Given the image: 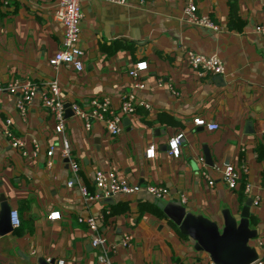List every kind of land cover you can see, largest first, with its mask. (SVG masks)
I'll return each instance as SVG.
<instances>
[{"label": "crops", "instance_id": "0c3cea01", "mask_svg": "<svg viewBox=\"0 0 264 264\" xmlns=\"http://www.w3.org/2000/svg\"><path fill=\"white\" fill-rule=\"evenodd\" d=\"M185 1L126 0L122 6L80 0L77 44L83 55L78 73L47 64L62 37V26L53 18L57 0H8L0 5V83L29 80L40 87L55 79L62 102L81 108L101 98L116 108L129 93L148 105L122 117L116 136L108 135L100 123L84 131L69 109L64 110L62 131L55 133V120L37 96L21 118L16 96L0 92V205L15 211L19 221L17 228L0 235V264H39L41 259L96 264L90 232L78 219L99 216L98 233L106 241L117 244L123 235L131 237L109 255L111 264H208V255L194 250L193 241L145 193L150 186L165 188L162 200L180 203L219 229L223 211L238 220L245 202L258 197V205L248 209L249 228L256 233L248 244L257 254L264 247V36L255 32L264 26V0H191L215 24L213 32L181 22ZM187 50L216 56L223 74L196 75L184 61ZM137 63L145 64L138 76L141 90L133 89L134 80L127 74ZM196 117L217 129L193 126ZM6 120L28 156L4 137ZM178 134L179 152L173 158L167 142ZM63 140L69 160L77 165L75 174L59 154ZM49 146L53 154L47 167ZM150 146L153 157L146 159L144 151ZM227 165L239 174L233 190L221 180ZM110 166L139 191L84 201L78 188L94 195V172ZM201 169L212 187L200 177ZM52 212L60 219L48 221Z\"/></svg>", "mask_w": 264, "mask_h": 264}, {"label": "built area", "instance_id": "2783aa9c", "mask_svg": "<svg viewBox=\"0 0 264 264\" xmlns=\"http://www.w3.org/2000/svg\"><path fill=\"white\" fill-rule=\"evenodd\" d=\"M0 1L3 5L8 3V0ZM95 1H104L110 4L122 6L126 4V0ZM53 18L62 26V37L59 50L47 60V64L53 70L65 67L78 73L82 69L81 58L83 55L82 50L77 44L79 24L81 21L80 0H57ZM181 22L185 25L197 27L206 31L213 32L217 30L215 24L206 15L197 12L196 6L191 0H186L182 7ZM255 32L264 36V26H257L255 28ZM183 58L187 66L198 76H202L204 74L220 76L223 74L222 62L214 55H202L187 50L185 51ZM144 69V63H137L133 68L128 70V76L134 80L132 85L133 89H144L143 83L138 80L139 73ZM161 84L162 83L158 81L157 86H160ZM0 92L16 96L15 109L21 118L24 117L27 107L30 105L35 96H37L40 106L55 120V133H60L62 131L65 108L64 103L59 98V85L55 79L44 82L40 87L29 80H13L6 84L0 83ZM172 94H174V92H172ZM138 106L148 109V105L143 101L136 100L132 93L123 96L116 108H114L106 98L93 99L89 102V105L86 108H81L73 103L68 104L72 117L81 122L82 129L84 131H89L92 123H100L103 125L106 133L110 136H116L120 133L121 118L133 116L135 109ZM191 122L193 126L203 127L207 131H214L217 129L215 124L207 123L199 117L193 118ZM9 125L10 121L6 120L3 131L4 137L7 139L9 145L18 150L22 156H28L24 150L23 141L20 138L15 137L10 132L8 128ZM180 138L181 135L178 134L175 137L170 138L167 142V153L173 158L178 156ZM33 144V151L30 154L32 157H34L37 153V146L35 143ZM52 154L53 147L49 146L45 152L47 167L51 165L50 157ZM59 154L62 158L67 160L70 171L75 174L77 171V165L72 160H69V147L65 140L62 141ZM144 156L146 159L153 157V148L151 146L144 151ZM198 161L201 167H203V159L199 158ZM199 174L209 187L213 186L212 179L204 169H201ZM221 180L227 189H235L237 181L239 180L238 170L231 165L225 166L221 171ZM92 183L95 189L94 195H89L83 187L78 188L84 201L109 198L116 195H130L139 191L138 187L130 185L126 181L119 179L116 169L113 166L108 167L106 170L95 171ZM66 186L71 187L72 183L68 181ZM144 190L147 195L155 200H159L162 196L167 194V190L165 188L157 186H150ZM249 190V186L245 185L243 192L248 194ZM258 202V197H253L251 199V206H257ZM46 219L48 221H56L60 219V216L58 212H52L46 216ZM100 219V216L97 218L87 217L79 218L78 221L83 222L90 232V246L96 251V264H111L109 255L115 251V248L118 245L126 246L131 237L128 234L123 235L117 244L106 241V239L98 233V222ZM9 225L12 229L17 228L19 225L15 211H11L9 213ZM46 262L48 263L50 260L46 259ZM53 264H63V261L58 260ZM208 264L212 263L209 262ZM252 264H264V247H262L261 251L257 254V258Z\"/></svg>", "mask_w": 264, "mask_h": 264}, {"label": "water", "instance_id": "95a60500", "mask_svg": "<svg viewBox=\"0 0 264 264\" xmlns=\"http://www.w3.org/2000/svg\"><path fill=\"white\" fill-rule=\"evenodd\" d=\"M64 108L69 109L68 104H64ZM70 115L72 116L71 111ZM155 205L166 220L175 225L182 235L193 241L194 250L208 255L212 264H252L256 260L257 253L254 247L248 244L256 235L248 224L251 199L245 202L238 220L234 219L227 210L223 211L220 229L203 216L186 212L176 201L159 199ZM10 212L5 204L0 205V235L11 231ZM38 263L53 264L52 261L45 263L42 259Z\"/></svg>", "mask_w": 264, "mask_h": 264}, {"label": "trees", "instance_id": "16d2710c", "mask_svg": "<svg viewBox=\"0 0 264 264\" xmlns=\"http://www.w3.org/2000/svg\"><path fill=\"white\" fill-rule=\"evenodd\" d=\"M2 3H1V1H0V5H1Z\"/></svg>", "mask_w": 264, "mask_h": 264}]
</instances>
